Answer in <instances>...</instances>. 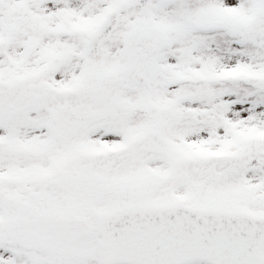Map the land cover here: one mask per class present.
Listing matches in <instances>:
<instances>
[{
  "label": "snow or ice",
  "instance_id": "obj_1",
  "mask_svg": "<svg viewBox=\"0 0 264 264\" xmlns=\"http://www.w3.org/2000/svg\"><path fill=\"white\" fill-rule=\"evenodd\" d=\"M0 264H264V0H0Z\"/></svg>",
  "mask_w": 264,
  "mask_h": 264
}]
</instances>
